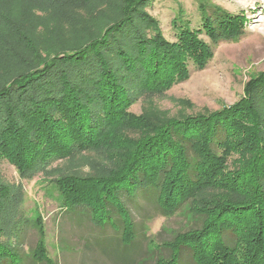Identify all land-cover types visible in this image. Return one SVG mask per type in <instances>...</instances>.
Segmentation results:
<instances>
[{
  "label": "trees",
  "instance_id": "16d2710c",
  "mask_svg": "<svg viewBox=\"0 0 264 264\" xmlns=\"http://www.w3.org/2000/svg\"><path fill=\"white\" fill-rule=\"evenodd\" d=\"M149 2L123 0L98 35L38 59L0 87V165L27 177L85 153L110 161L105 175L70 176L57 186L63 211H75L84 230L86 221L104 232L116 227L113 258L127 253L116 264H264V72L250 78L236 105L207 116L135 117L129 109L140 96L166 93L213 57L197 31L180 28L166 40L145 12ZM213 11L201 14L213 43L243 33L241 16ZM10 195L0 184V264H54L42 241L26 261L20 228L7 226L20 224L14 211L4 212ZM183 206L194 226L162 242L169 254L151 261L128 207L144 221Z\"/></svg>",
  "mask_w": 264,
  "mask_h": 264
},
{
  "label": "rangeland",
  "instance_id": "374dc122",
  "mask_svg": "<svg viewBox=\"0 0 264 264\" xmlns=\"http://www.w3.org/2000/svg\"><path fill=\"white\" fill-rule=\"evenodd\" d=\"M122 1L0 0V87L10 85L38 59H51L55 53L98 35L118 15ZM214 9L232 18L241 16L243 33L234 40L213 43L201 31V14ZM145 12L158 22L170 42L175 41L180 28L197 31L198 38L213 49V57L204 70L191 69L186 81L166 93L140 96L129 109L135 117L170 120L207 116L236 105L250 78L264 72V0H151ZM98 155L85 153L54 161L27 177L19 176L5 161L0 165V184L11 188L4 212L14 211L20 220V226L9 222L3 223V228H20L16 231L20 233V250L29 263L38 241L54 264H116L127 257L119 249L118 260L113 258L111 233L117 232L116 227H111V232L106 226L104 232L86 221L84 230L75 211H63L57 184L70 176L105 175L112 165ZM128 208L137 231L145 234L144 244L150 245L151 261L169 254L160 249L162 242L172 241L177 233L194 226L184 206L169 218L144 221L133 207ZM91 236L95 238L86 239Z\"/></svg>",
  "mask_w": 264,
  "mask_h": 264
}]
</instances>
